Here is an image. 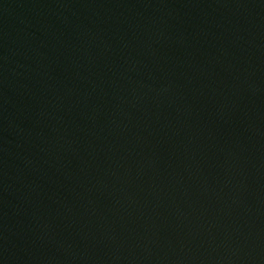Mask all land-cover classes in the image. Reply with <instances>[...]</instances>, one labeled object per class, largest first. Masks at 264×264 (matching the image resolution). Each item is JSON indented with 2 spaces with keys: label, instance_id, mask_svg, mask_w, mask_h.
Listing matches in <instances>:
<instances>
[{
  "label": "water",
  "instance_id": "obj_1",
  "mask_svg": "<svg viewBox=\"0 0 264 264\" xmlns=\"http://www.w3.org/2000/svg\"><path fill=\"white\" fill-rule=\"evenodd\" d=\"M0 180L23 264H264V0H0Z\"/></svg>",
  "mask_w": 264,
  "mask_h": 264
}]
</instances>
